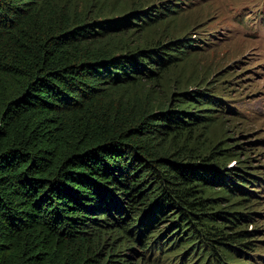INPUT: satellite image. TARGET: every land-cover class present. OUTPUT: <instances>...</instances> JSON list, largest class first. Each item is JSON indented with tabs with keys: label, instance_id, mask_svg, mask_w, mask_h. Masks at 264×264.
<instances>
[{
	"label": "trees",
	"instance_id": "16d2710c",
	"mask_svg": "<svg viewBox=\"0 0 264 264\" xmlns=\"http://www.w3.org/2000/svg\"><path fill=\"white\" fill-rule=\"evenodd\" d=\"M175 12L0 0V264H253L264 172L212 132L229 99L176 71Z\"/></svg>",
	"mask_w": 264,
	"mask_h": 264
},
{
	"label": "rangeland",
	"instance_id": "374dc122",
	"mask_svg": "<svg viewBox=\"0 0 264 264\" xmlns=\"http://www.w3.org/2000/svg\"><path fill=\"white\" fill-rule=\"evenodd\" d=\"M74 1L94 12L89 19L92 21L93 16L114 17L139 8L142 3L159 5L161 0ZM164 1L176 10L161 24L166 25L168 38L186 35L197 44L176 71L180 69L186 86L202 84L229 99L225 121L216 124L212 132L215 136L226 133L224 137H230L231 144H238L236 150L242 152V157L264 172V0ZM151 32L156 31L152 28ZM261 202L257 209L264 211V199ZM255 227L264 228V215L250 223L249 228ZM257 240L255 244L260 247L248 249L249 255L244 259L264 264V235ZM162 255L150 253L143 264H161ZM173 261L174 258L168 259L163 264ZM191 262L200 264L199 259H187L182 264Z\"/></svg>",
	"mask_w": 264,
	"mask_h": 264
}]
</instances>
